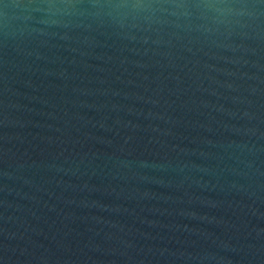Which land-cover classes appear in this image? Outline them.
Returning a JSON list of instances; mask_svg holds the SVG:
<instances>
[{"label":"water","instance_id":"95a60500","mask_svg":"<svg viewBox=\"0 0 264 264\" xmlns=\"http://www.w3.org/2000/svg\"><path fill=\"white\" fill-rule=\"evenodd\" d=\"M0 264H264V0H0Z\"/></svg>","mask_w":264,"mask_h":264}]
</instances>
